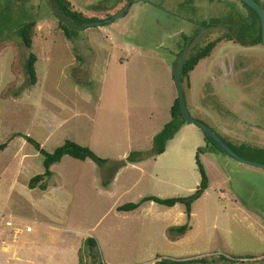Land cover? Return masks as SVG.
Segmentation results:
<instances>
[{
  "label": "rangeland",
  "instance_id": "rangeland-1",
  "mask_svg": "<svg viewBox=\"0 0 264 264\" xmlns=\"http://www.w3.org/2000/svg\"><path fill=\"white\" fill-rule=\"evenodd\" d=\"M71 1L98 20L119 17L103 26L76 29V38L70 39L46 1L0 0V144L15 133L41 143L44 132L33 119L53 118L55 114L67 119L66 125L45 147L40 144L42 148L54 151L65 139H75L112 166L133 150L147 152L152 148L155 133L170 119L169 109L177 92L173 68L184 35L194 37L203 22L224 18L229 5L220 0ZM33 17L38 20L33 43L38 81L29 86L23 69L28 51L16 29ZM200 30L205 38L214 37L203 26ZM190 79L191 100H195L194 91H199L206 94L210 106L205 114L201 107L191 108L192 115L217 126L222 135L234 141L264 147L263 44L242 46L222 41L199 62ZM23 139L17 136L10 148L0 152V264H77L78 256L83 264H94L87 240L99 235L106 238L114 260L107 257L100 243L94 247L95 255L101 258L102 253L110 264H147V253L154 250L159 252L155 262L207 256L208 264H230L219 256L233 262L246 256L264 258V168L225 153H200L209 188L193 203L190 218L181 203L172 208L155 203L164 213L159 217L142 216L141 210L133 215L118 213L112 207L114 201L124 204L145 196L167 198L195 192L201 179L195 154L207 141L194 124L185 123L179 129L161 158L153 160L151 156L143 160L147 164L144 169L126 172L124 185H135L115 199L100 195L95 188V180L103 185V168L95 163L94 170L68 156L66 165L60 164L61 171L80 183L74 186L69 181L60 192L72 194V204L57 205L49 199L51 195L44 197L39 189L31 195L42 202L34 204L35 198L20 195L16 183L10 184L13 178L6 175L17 167L24 182L29 174L44 170L43 156L31 143L23 145ZM186 223L192 227L185 236L169 239L171 235L178 238V234L167 232L168 228ZM27 226L32 231L28 232ZM60 231L82 239L72 258L71 249L60 255L63 247L50 236ZM37 234L46 242L27 239ZM131 254L135 261L116 262Z\"/></svg>",
  "mask_w": 264,
  "mask_h": 264
},
{
  "label": "trees",
  "instance_id": "trees-1",
  "mask_svg": "<svg viewBox=\"0 0 264 264\" xmlns=\"http://www.w3.org/2000/svg\"><path fill=\"white\" fill-rule=\"evenodd\" d=\"M42 0H37L40 3ZM46 1L51 8H53V13L57 17L56 10L53 7V2H56L62 13L71 21L76 24L84 25L88 22L97 21L98 17H94L89 14L87 11L83 9H78L71 0H44ZM214 1V0H213ZM217 3L222 1L227 6V14H225L224 18L220 19H210L209 21L203 22L200 26H198L197 30L201 31L200 28L203 26L204 30H206L211 36V38H205L199 31L196 33V36L190 37L184 35V44L182 45V49L179 51L178 55L182 53L184 45L188 42V50L186 53V58L184 61V66L182 70V86L184 90L185 100L187 103V107L189 112L191 108L196 110V108H202L203 114L207 111V107L209 106L206 103V94L203 96L199 91L195 92V100H191L189 92L192 91L191 87V79L190 73L194 71L199 62L210 56L213 49L218 45V43L222 41H231L234 43H238L242 46H255L258 44H262L261 40V21L257 14V12L251 8L246 3L240 0H216ZM215 1V2H216ZM264 9V0H256ZM214 2V3H215ZM125 7V5H124ZM123 7V8H124ZM121 8L120 10H123ZM236 10V11H235ZM118 13V12H117ZM110 15V14H109ZM109 15H106L109 17ZM104 16V17H106ZM58 23L60 29L63 33L70 39H75V31L76 28H73L60 20L58 17ZM37 18H29L28 20L22 21L18 28L16 29L17 35L21 40L22 44L28 51L27 56L24 58L23 69L24 73L27 77V83L29 86H34L37 81V69L36 62L38 60L37 54L33 51V43L35 36V27L37 25ZM73 33V34H72ZM201 38L200 42H195L197 39ZM177 64V59L175 61V65L173 70L175 69ZM173 80H174V76ZM251 80V79H250ZM176 86V84H175ZM264 87V86H263ZM261 89V88H260ZM177 90V88H176ZM264 91V88L261 89ZM202 95V96H200ZM220 95V94H219ZM217 95V96H219ZM210 107V106H209ZM212 108V106H211ZM170 119L168 122L164 124V126L157 132L152 139V148L145 151H131L124 159H121L112 166H107L108 159L100 157L96 154L90 147L82 145L74 140L65 139L62 145L56 147L54 151H48L41 147L40 143L36 141L33 137L15 133L12 136L22 135L25 139L34 145L40 154L43 156V167L44 172L34 175L29 180V187L34 188L39 186L41 189H46V184L44 183L46 177H50L52 175L51 167L53 164L58 163L61 159L68 155L78 160H86L87 158L94 161L101 168H105L106 177L103 179V185L107 186L113 180L116 172L127 165L128 163H136L143 161L149 157H155L156 155L162 154L166 150L167 143L174 138L175 134L179 131V129L186 123L182 112L180 109V103L178 98V92H176V96L174 97L172 104L170 106ZM222 110V109H221ZM215 112V111H214ZM191 113V112H190ZM192 115V114H191ZM208 116V114H206ZM237 115V114H235ZM196 118L194 115H192ZM197 119V118H196ZM199 120V119H198ZM202 121V120H200ZM204 122V121H202ZM205 123V122H204ZM206 124V123H205ZM210 128H212L217 134H219L228 145L243 159L257 163L264 164V147L261 145H257L254 143L241 141L237 142L232 140L225 135H222L217 129V126H211L207 124ZM11 136V137H12ZM206 145L204 147H199L196 151L195 158L198 166V170L201 175L200 182L195 190L189 196H175V197H167L162 198L159 196H145L138 202H129L125 203L118 207L120 211H131L137 209L143 202L146 201H154L160 205H164L166 207H173L178 203L185 205V213L190 218L192 213V205L193 203L199 199L205 191L209 188V177L206 172L204 165L201 163L199 155L205 151H217L220 153H224L221 149H219L209 138L205 135ZM8 140L2 144H0V152L7 147ZM191 228L189 223L183 224L178 227L170 228V232L176 231L178 235H183ZM87 244L90 247L91 251L89 253V257L91 258L94 264H101L102 259L98 258L95 255L96 241L94 238H88ZM262 256V255H261ZM258 256H246L235 259V264L246 262V264H251L259 261H264V258L257 259ZM220 259L227 261L230 264H233V260H229L224 255L219 256ZM216 257H213L212 262H215ZM210 260L208 257H198L192 259H173V258H163L159 261H156L152 264H208ZM84 261L78 257V264H83Z\"/></svg>",
  "mask_w": 264,
  "mask_h": 264
},
{
  "label": "crops",
  "instance_id": "crops-1",
  "mask_svg": "<svg viewBox=\"0 0 264 264\" xmlns=\"http://www.w3.org/2000/svg\"><path fill=\"white\" fill-rule=\"evenodd\" d=\"M54 116L55 117H53V118H52V116L51 117L48 116V118L47 117H43V118L39 117V120H37L36 118L33 119V123L36 124V125H38V128H42V131L44 132V139H43V141H40L38 139L41 142L40 144L43 145V147H45V144H49L50 141H52L54 135L60 136V134L62 133V131H63L65 125H66L67 119L61 118L60 116H57L55 114H54ZM17 136H21V135L12 136V137L9 138V140H8V146L2 151V153L5 152L8 148H10V145L15 142ZM27 143H29V142L24 138L22 140V144L23 145H27ZM60 144H62V143L60 142ZM91 147L94 149L93 146H91ZM48 150L51 151L52 149H48ZM2 153L0 155H2ZM166 153H167V149L162 154H159V155L153 157L152 159L153 160H156L158 158H161V156H163ZM22 156H24V154ZM67 159H69L68 158V155L64 156L61 159L62 162L60 161V162L55 163V164L52 165V167H51L52 175L50 177H46L45 178V181H44V183L47 186L45 190L41 189L39 186L34 187V188H30L29 185H28V183H29V180L34 175L29 174L28 181L27 182L26 181L24 182L23 180L25 178H24L23 172L18 167L16 168V170L14 171V173H12L11 175H6V176H7V178H13V180H12V182L10 184L16 183V187H17V189L21 193L20 195H23V196H26L27 195V197L30 198L31 200L33 198H35L32 201L34 204H36L38 202H42V199L40 197L38 199V197L36 195H31V194H33L32 191H34L36 189H39L40 192L42 193L41 195H43L44 197L51 195V197H49V199L55 200L54 203L57 204V205H60L62 202H68V203L72 204L73 195L72 194H69V193H67L69 195H66L65 192H60L61 191V188H63L64 186H66V184L69 181L72 182L74 184V186H77L80 183V181H78V184H77L74 177L72 179H68L67 178V175L63 171H61L62 170L61 169L62 168V165H60V164H63V166L66 165L64 163H65V161L66 162L69 161ZM88 160H90L91 162H87ZM70 161H72V160H70ZM80 162H82L84 164L91 165L92 167H94V170H95V167H96L95 166V162L92 161L91 159L87 158L86 160H78L77 163H80ZM70 164H68V165H70ZM7 166L4 169V172L7 171ZM144 166H147V164H145V161H140V162H136V163H128L127 165H125L124 167L120 168L116 172L113 180L107 186L102 185V183H101V185H102L101 186L99 184L98 180H95L94 181V179H96V177H95V178H93L95 188L98 187V192H99L100 195H102V196H104L106 198L115 199L118 195L121 196L126 190L129 189V187H133L135 185V182L132 183L131 185H128V186H126V184L124 185V182H125V180L127 178L126 175H125V173L128 172V171H130V169H138L139 170V169L143 168ZM104 170H105V168H104ZM151 176L154 177V178H156L155 175H152L151 174ZM78 178H77V180H78ZM64 181H66V183H63V185H62L61 182H64ZM146 202H149V205H142V204H145ZM146 202H143L141 204L142 206L140 205L141 207L139 206L137 209L131 210V211H120V210H118V207L121 206V205H123V204H121V203H115V201L113 202L112 207L115 206L114 208L118 211V213H124V214H130V215H133L134 212H137V211L139 212V210L143 211V213L141 214L142 216H148V215H150V216H154V217H159L160 214H164L163 212L158 211V209L154 205L156 202H154V201H146ZM177 205L178 204H176L175 206H177ZM102 218H103V216L99 218L98 222L96 223V226L99 225V222L101 221ZM175 221H176L175 223H178L179 222V218H177ZM95 227H93V228H95ZM170 228L167 229V232H169V229ZM189 230H191V228ZM30 231H32V230H30ZM30 231H28V232H30ZM187 232L188 231H186V233ZM185 234L178 235V238H177V236L171 235V237L169 239H171V240H177L178 239L179 240L181 237L185 236ZM14 236L17 237L16 234H14L13 237ZM50 236L52 237V239L59 241L60 244H61V247H63V251L60 252V255H62L63 252L65 253L66 252L65 250L71 249V252H69L70 250L68 251L69 254H70V258H72L71 255L73 256V251L76 254L78 253L79 247H80L81 243H83L82 242V239L75 240V239H73L72 236H69L66 233H63L61 231L59 233H57V234L54 232ZM27 239H33V240H37V241H44V240H42V238L41 239L39 238L38 234L37 235H33L32 237H28ZM52 239H50V240H52ZM95 240H96V243L98 244L99 247H100V244H101L102 247L105 249L107 257L110 260H114L111 257L112 256V254H111V250L112 249L108 247L106 238L104 236H102V235H99V238L96 237ZM47 241H49V240H47ZM44 242H46V241H44ZM75 245H76V247H75ZM125 251H127V250L125 249ZM116 252H118V248H116ZM100 253H101V250H100ZM147 256L150 259H145L146 260L145 263H147V264L154 263L155 260H156V258L159 257V252L154 250L153 254L147 253ZM152 256H153V259H151ZM126 257H125V259L122 258L121 260L116 261V262H120V261H126V262L127 261H135V257L132 254H131V256L129 255V257L128 256H126ZM62 258H63V256H62ZM64 259H66V258L64 257ZM64 259L61 260V263H64ZM101 259H102L103 262H106L107 264H110V262L104 256L102 257V253H101ZM77 264H78V258H77Z\"/></svg>",
  "mask_w": 264,
  "mask_h": 264
},
{
  "label": "water",
  "instance_id": "water-1",
  "mask_svg": "<svg viewBox=\"0 0 264 264\" xmlns=\"http://www.w3.org/2000/svg\"><path fill=\"white\" fill-rule=\"evenodd\" d=\"M244 3H246L247 5H249L251 8H253L261 21V40H262V44L264 45V9L262 8V6L256 1V0H240ZM53 7L56 10L57 13V17L62 20L63 22H65L66 24H68L69 26L76 28V29H85L89 26H103L109 22H113L116 18H118L119 16H114L112 18H107V19H103V20H97V21H92V22H88L84 25H79L74 23L73 21H71L70 19H68L61 11V9L59 8V6L57 5L56 2H53ZM126 12L125 11L122 15H124ZM188 50V44H186L182 50V53L178 56L177 58V64L176 67L173 71V76H174V81L176 84V88H177V92H178V98H179V103H180V109L182 112V116L185 120L186 123L189 124H194L196 126H198L205 135L208 136V138L219 148L221 149L225 154L231 156L234 159L240 160L242 162L245 163H250L253 164L255 166H261L264 168V164H257V163H253L250 161H247L243 158H241L229 145L228 143L219 135L217 134L212 128H210L207 124H205L204 122L194 118L191 113L189 112V109L187 107V103L185 100V95H184V90H183V86H182V70H183V66H184V61L186 58V53Z\"/></svg>",
  "mask_w": 264,
  "mask_h": 264
},
{
  "label": "built area",
  "instance_id": "built-area-1",
  "mask_svg": "<svg viewBox=\"0 0 264 264\" xmlns=\"http://www.w3.org/2000/svg\"><path fill=\"white\" fill-rule=\"evenodd\" d=\"M26 229H27L28 231H30V230H31V227L28 226ZM101 264H106V263H101Z\"/></svg>",
  "mask_w": 264,
  "mask_h": 264
},
{
  "label": "clouds",
  "instance_id": "clouds-1",
  "mask_svg": "<svg viewBox=\"0 0 264 264\" xmlns=\"http://www.w3.org/2000/svg\"><path fill=\"white\" fill-rule=\"evenodd\" d=\"M21 136H22V135H21ZM23 137H24V136H23ZM24 138H25V137H24ZM27 227H28V226H27ZM27 227H26V228H27ZM26 230H27V229H26ZM27 231H28V230H27ZM102 263H106V262H103V261H102ZM106 264H107V263H106Z\"/></svg>",
  "mask_w": 264,
  "mask_h": 264
}]
</instances>
